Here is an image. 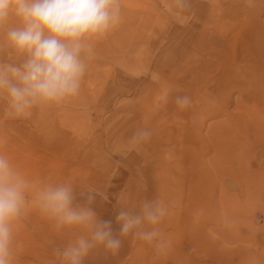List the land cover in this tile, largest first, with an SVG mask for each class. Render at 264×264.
<instances>
[{
    "label": "rangeland",
    "instance_id": "374dc122",
    "mask_svg": "<svg viewBox=\"0 0 264 264\" xmlns=\"http://www.w3.org/2000/svg\"><path fill=\"white\" fill-rule=\"evenodd\" d=\"M120 20L82 53L78 94L11 110L0 94V154L38 189L95 190L101 220L159 199L168 247L133 235L83 264H264V0H119ZM0 30V62L20 64ZM177 95L192 103L180 109ZM138 128L150 140L133 146ZM12 264H62L80 228H57L28 196Z\"/></svg>",
    "mask_w": 264,
    "mask_h": 264
},
{
    "label": "clouds",
    "instance_id": "9594fccd",
    "mask_svg": "<svg viewBox=\"0 0 264 264\" xmlns=\"http://www.w3.org/2000/svg\"><path fill=\"white\" fill-rule=\"evenodd\" d=\"M181 6H186L181 0ZM119 0H0V30L8 46L22 63L0 62V94H6L16 115L26 114L41 104L59 103L78 94L86 71L82 53L91 54V38L105 34L119 22ZM180 109L189 107L190 96L177 95ZM152 131L138 128L130 137L133 146L150 140ZM32 193L36 206L52 218L57 228H80L79 235L63 248L55 247L62 264H83L97 247L112 254L133 235L158 251L168 247L159 227L168 207L159 199L143 200L137 210L121 207L116 215L120 225L114 234L112 222L101 220L92 205L97 192L81 193L84 203H74L70 183L46 182L38 189L4 154H0V264H12L14 222L21 218Z\"/></svg>",
    "mask_w": 264,
    "mask_h": 264
}]
</instances>
